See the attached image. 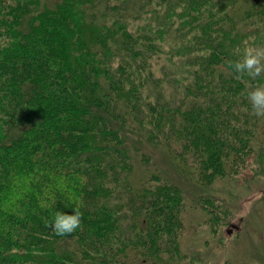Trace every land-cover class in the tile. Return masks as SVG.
<instances>
[{"label": "trees", "instance_id": "16d2710c", "mask_svg": "<svg viewBox=\"0 0 264 264\" xmlns=\"http://www.w3.org/2000/svg\"><path fill=\"white\" fill-rule=\"evenodd\" d=\"M245 42L264 0H0V264H185L183 189L153 159L202 187L246 168L264 117L225 67Z\"/></svg>", "mask_w": 264, "mask_h": 264}, {"label": "rangeland", "instance_id": "374dc122", "mask_svg": "<svg viewBox=\"0 0 264 264\" xmlns=\"http://www.w3.org/2000/svg\"><path fill=\"white\" fill-rule=\"evenodd\" d=\"M259 147L260 157L255 155ZM262 155L264 130L246 168L232 179H219L202 187L168 152L156 150L154 165L183 189L180 244L185 264H264ZM206 197L214 199L210 210L204 207Z\"/></svg>", "mask_w": 264, "mask_h": 264}, {"label": "clouds", "instance_id": "9594fccd", "mask_svg": "<svg viewBox=\"0 0 264 264\" xmlns=\"http://www.w3.org/2000/svg\"><path fill=\"white\" fill-rule=\"evenodd\" d=\"M226 70L230 71L236 79L245 83L246 96L251 106V111L257 117H264V83L249 84L246 79L256 81L264 74V47L254 43L245 42L235 60L226 62ZM82 213L79 207L72 211L55 212L48 227L57 236H70L81 227Z\"/></svg>", "mask_w": 264, "mask_h": 264}]
</instances>
